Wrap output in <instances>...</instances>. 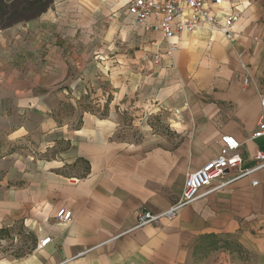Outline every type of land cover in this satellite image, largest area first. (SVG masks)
Here are the masks:
<instances>
[{
  "label": "crops",
  "instance_id": "0c3cea01",
  "mask_svg": "<svg viewBox=\"0 0 264 264\" xmlns=\"http://www.w3.org/2000/svg\"><path fill=\"white\" fill-rule=\"evenodd\" d=\"M130 1L51 0L0 30V226L34 238L9 264H264V170L136 228L140 213L179 200L221 137L240 143L245 168L264 152V136L252 138L263 114L264 0L208 6L222 24L238 17L229 35H180L157 65L161 34L134 26ZM82 101L94 114L78 111ZM120 111L142 117L140 141L116 139ZM61 209L70 223L56 221Z\"/></svg>",
  "mask_w": 264,
  "mask_h": 264
},
{
  "label": "built area",
  "instance_id": "2783aa9c",
  "mask_svg": "<svg viewBox=\"0 0 264 264\" xmlns=\"http://www.w3.org/2000/svg\"><path fill=\"white\" fill-rule=\"evenodd\" d=\"M221 3L222 0H131L127 6V14L132 18L136 28L144 32L161 34L164 46L158 49L152 59L157 65L162 55L170 56L177 50L175 39L180 35H191L200 29H205L228 36L238 17L230 16L222 24L207 10L208 6H220ZM248 83L249 79H245L244 85ZM260 106L263 114L252 136L253 139L264 136V94L260 96ZM220 144L217 157L185 176L179 200L162 213H140L137 219V229L156 225L161 220L172 221L185 206L210 193L224 189L239 179L250 177L264 170V152L257 151L253 157V166L245 168L239 153L240 143L237 140L224 136L221 137ZM229 172L233 174L232 177L225 178L226 173ZM215 180L218 182L213 186ZM251 186L256 187L257 182L253 181ZM71 219V214L63 209L56 213V221L60 224H68ZM49 242L50 239H45L38 244L37 248L42 249ZM62 264H68V262Z\"/></svg>",
  "mask_w": 264,
  "mask_h": 264
},
{
  "label": "rangeland",
  "instance_id": "374dc122",
  "mask_svg": "<svg viewBox=\"0 0 264 264\" xmlns=\"http://www.w3.org/2000/svg\"><path fill=\"white\" fill-rule=\"evenodd\" d=\"M8 2V0H6ZM81 106L78 108L80 112L82 108H86L91 114H94L92 108L87 105L86 101H82ZM70 109L65 108V113L70 114ZM96 116H103L101 112L95 113ZM80 114L78 113V116ZM77 116V117H78ZM142 117L134 116L131 111H124L118 113V135L116 139L123 142H138L143 138L146 125L142 120ZM77 119V118H76ZM147 121H150L147 119ZM147 124H149L147 122ZM151 128L156 130L159 128L158 121L155 117H152V121L149 124ZM76 126V125H75ZM25 147L30 148L29 144H24ZM0 144V150L1 148ZM12 147L20 148L23 146L13 145ZM31 156V155H30ZM33 156V155H32ZM34 246V238L30 232L22 229L20 225H13L12 227L0 226V263L9 264L15 260L24 258L30 254Z\"/></svg>",
  "mask_w": 264,
  "mask_h": 264
},
{
  "label": "trees",
  "instance_id": "16d2710c",
  "mask_svg": "<svg viewBox=\"0 0 264 264\" xmlns=\"http://www.w3.org/2000/svg\"><path fill=\"white\" fill-rule=\"evenodd\" d=\"M51 0H0V30L37 18L46 11ZM83 111H89L85 107Z\"/></svg>",
  "mask_w": 264,
  "mask_h": 264
}]
</instances>
